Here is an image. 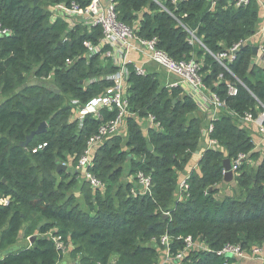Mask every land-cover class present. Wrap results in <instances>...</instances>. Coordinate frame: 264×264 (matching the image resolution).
I'll list each match as a JSON object with an SVG mask.
<instances>
[{
  "label": "trees",
  "instance_id": "trees-1",
  "mask_svg": "<svg viewBox=\"0 0 264 264\" xmlns=\"http://www.w3.org/2000/svg\"><path fill=\"white\" fill-rule=\"evenodd\" d=\"M73 2L85 8L91 0L37 5L0 0V22L11 31L0 38V201L8 200L0 206V253L6 252L0 264H58L64 253L56 237L66 249L72 247L78 258L73 264H158L160 251L151 240L165 234L172 238V255L188 236L208 249L195 248L178 264H224L216 252L226 244L247 252L264 249V157L250 166L260 154L243 124L246 114L256 118L258 102L264 103V68L254 64L249 42L264 18L260 4L251 0L237 7L222 0L212 8L209 0H116L122 23L142 38H157V47L172 59L197 61L204 84L227 107L209 134L218 147L203 151L188 176V191L177 199L180 173L201 148L198 104L180 86L162 87L157 73L138 74L132 63L127 64V132L98 146L89 170L104 187L93 188L76 172L88 140L117 117L118 109H102V119L88 115L82 125L73 116L114 87L108 78L120 68L103 58L109 47L89 55L84 46L100 42L101 27L51 21L49 6ZM237 44L236 58L224 60L225 68L215 56ZM32 82L37 84L28 85ZM230 87L238 93L231 95ZM150 116L158 126L144 132L142 121ZM42 123L47 130L28 141ZM42 144L46 147L32 152ZM240 154L247 159L225 183L223 161ZM59 164L72 168L58 171ZM139 173L151 177L147 194L140 190ZM80 178L87 209L68 193ZM233 186L234 193L227 192ZM20 236L31 246L7 252Z\"/></svg>",
  "mask_w": 264,
  "mask_h": 264
},
{
  "label": "built area",
  "instance_id": "built-area-1",
  "mask_svg": "<svg viewBox=\"0 0 264 264\" xmlns=\"http://www.w3.org/2000/svg\"><path fill=\"white\" fill-rule=\"evenodd\" d=\"M212 8L222 0H209ZM230 3H234L237 7L247 6L251 0H228ZM258 3L262 0H255ZM176 3L177 0H172ZM117 3L116 0H91V3L83 8L79 4L73 2L71 4H56L49 6L47 10L51 14V21L54 22L58 19L64 20L68 23L69 28L76 26L78 22H82L89 29L92 27L99 26L103 31V36L98 44H93L90 41L84 43L85 48L88 50L89 55H95L101 53L105 47H109L104 57L112 58L114 64L120 68L119 72L108 79L113 80L114 87L109 89L106 94L92 98L86 105L80 107L78 110V119L82 125L84 118L88 115H93L98 119H102L100 111L104 108L112 109L116 107L118 109L117 117L110 122L103 123L98 131L90 137L87 143V148L83 155L78 160L75 167L77 172H81L93 188H103L104 183L93 175L89 170L93 167V159L95 149L104 143L108 138L121 134L125 126V119L129 115L128 102L126 99V81L128 75L127 64L129 61V54L131 52H142L146 54L149 61L156 63L162 69L166 70L170 74L178 76L181 80L180 83L187 86L191 92L192 97L200 96V93L207 91L208 88L204 84L202 75L200 74V64L194 59L189 61H176L172 59L165 51L157 47V38L145 39L137 35L136 28L128 26L122 23L117 14ZM11 34L10 29L3 26L0 22V38L9 36ZM195 38V37H194ZM241 44L235 45L228 53H222L215 56L225 68L224 60L228 59L230 62L235 60L236 52H238ZM133 64V63H132ZM254 64L264 68V44L258 49L257 56L254 57ZM138 74L144 75L146 71L144 68L134 65ZM176 86L179 83L175 84ZM229 92L231 95H236L238 90L235 87H230ZM209 106L207 108L210 123L206 130V135L213 131L212 122L218 118L219 112L222 109H227L225 102L221 101L220 98L215 94L211 93ZM77 104L78 101H73ZM261 112L255 118L252 114H246L244 122L257 123L258 131L261 137L264 139V103L258 102ZM148 120L155 124V118L150 116ZM158 126V125H156ZM46 147V144L39 145L32 152L37 153ZM218 142L213 139H209L208 148H217ZM247 159L245 154L238 155L237 158L232 161V171L234 174L237 173L244 160ZM224 170V174H225ZM139 186L142 194H147L151 189V177L143 173H139ZM188 177L180 183L181 191H188L189 186L187 184ZM136 194V189L132 190ZM182 193V192H181ZM182 196V195H181ZM180 196V199L182 197ZM3 204L8 203L7 199L1 200ZM56 246L59 250L65 251V245L61 240V237L54 238ZM151 243L159 245L165 249V256L168 261L174 264H178L185 255L195 249L208 250L203 243H196L193 241L191 236L184 239V248L178 250L175 255L171 254L170 245L172 238L165 234L158 240L153 238ZM201 245H204L201 247ZM251 253L252 257L258 259L264 258V249L260 246L253 247L250 252L245 251L240 245L226 244L222 249L218 250L216 254L223 257L226 261L224 264H230V259H244L248 258V254Z\"/></svg>",
  "mask_w": 264,
  "mask_h": 264
},
{
  "label": "crops",
  "instance_id": "crops-1",
  "mask_svg": "<svg viewBox=\"0 0 264 264\" xmlns=\"http://www.w3.org/2000/svg\"><path fill=\"white\" fill-rule=\"evenodd\" d=\"M157 3H160V0H154ZM260 4V8L261 11L264 12V0H262V2H259ZM264 17V16H263ZM264 20V19H263ZM262 34L261 32L258 33L257 35H255L252 40H257L259 42H261V45L264 44V21L262 24ZM261 45H258L257 48L259 49V47ZM129 61L130 63H133L134 65H137L139 67L144 68V70L147 73H158V78H159V74L162 75V78H159L160 83L162 84V87H166V88H173V87H177L175 84L179 83L178 86H180L184 93L191 95V92L188 90L187 86H185L184 84L180 83L181 80L178 76L174 75V74H170L169 72H167L166 70L162 69L160 66H158L156 63L149 61L148 57L146 56V54L142 53V52H131L129 54ZM177 77L179 78V80L177 79ZM178 80V82H177ZM212 91H210L209 89L207 91H203L200 93V96L198 97H193L195 99V101L198 104V111L195 113V117H198L200 120H202V137H201V148L200 151L195 153V155L193 156L192 160L189 162V164L186 166L185 170L180 173L179 176V180L180 183L185 180L189 174L191 173V171L193 169H197L198 168V163L200 161V157L203 154V151L208 148L209 145V136L206 135V130L208 128V124L210 123V118H209V114L207 111V108L209 106V101H210V96H211ZM193 96V95H192ZM148 119L145 121L148 125H146L143 129L144 132H147V130L153 126V124L149 121L148 123ZM245 128L248 130L249 135L253 138V142H254V146H255V151L259 152L262 154V156L264 157V139L261 137L259 131H258V126L257 123H243ZM206 129H203L204 127ZM180 194H178L177 192V196L176 198L179 199ZM17 246L15 248H12L11 252H14L15 250H19L21 248L24 247H28L31 246V242L22 238V236H20L18 242L16 243ZM151 245L154 246V244L151 243ZM155 247V246H154ZM63 257L62 260L58 263V264H73L78 262V258L73 257L72 255V247L66 249L63 252ZM4 255H6V252L0 253V257H3ZM239 264H264V258L258 259L256 257H248V258H244L239 260Z\"/></svg>",
  "mask_w": 264,
  "mask_h": 264
},
{
  "label": "rangeland",
  "instance_id": "rangeland-1",
  "mask_svg": "<svg viewBox=\"0 0 264 264\" xmlns=\"http://www.w3.org/2000/svg\"><path fill=\"white\" fill-rule=\"evenodd\" d=\"M263 16H264V12L262 13V18H263ZM264 19V18H263ZM264 21V20H263ZM263 21L259 24V27H258V30H257V33H256V35L258 34V33H260L261 32V34H262V24H263ZM249 42L250 43H252L253 45H254V47H257L258 45H261V42H259V41H257V40H252V38L249 40ZM158 74V73H157ZM162 78V75L161 74H159V78ZM177 79L179 80V78L177 77ZM178 80H177V82H178ZM92 81H94V80H92ZM90 82L91 81H87L86 82V84L88 85V84H90ZM162 85V84H161ZM76 118H78V112H75V114H74V116H73V119H76ZM147 120V119H146ZM146 120H144V121H142V128L144 129V127L146 126V125H148L145 121ZM148 123H149V121H148ZM80 125H81V123H80ZM204 127V126H203ZM203 129H206L205 127L203 128ZM123 132V135H125L126 134V129H124V131H122ZM260 154V159H258V161L256 160H253V161H251V163H250V166H252V168H254V167H257V165L259 164V162L262 160V154L261 153H259ZM63 165H65V164H63ZM65 166H67V169H71L72 167L68 164V165H65ZM77 172V171H76ZM78 173H80V174H82L81 172H78ZM82 176H84L83 174H82ZM84 178V177H83ZM133 177H130V178H128V180L129 181H133ZM81 185H82V180H81V178H80V180H79V182L77 183V185H76V187L75 188H73L71 191H69L68 193L69 194H73V195H75V197H76V199H77V201L79 202V204H81L80 205V207L83 209V208H85V209H87V207H86V205H85V201H84V198H83V195H82V193H81ZM228 191H230L232 194L234 193V191H235V187L233 186V188L231 187V188H229V190H227V192ZM178 194H180V196H181V189H180V187H178ZM179 199H180V197H179ZM37 235V232L33 235V237L34 236H36ZM152 244H154V243H152ZM17 246V244H15V245H13V246H11V247H9L8 249H7V252H11L12 251V248H15ZM157 246V248H158V250L160 251V260H159V263L158 264H174V263H172L171 261H168L167 259H166V256H165V249L164 248H162L161 247V249H160V246L159 245H156ZM204 245H201V247H203ZM15 251H17V250H15ZM251 256V253H249L248 254V257H250Z\"/></svg>",
  "mask_w": 264,
  "mask_h": 264
},
{
  "label": "water",
  "instance_id": "water-1",
  "mask_svg": "<svg viewBox=\"0 0 264 264\" xmlns=\"http://www.w3.org/2000/svg\"><path fill=\"white\" fill-rule=\"evenodd\" d=\"M38 2H39V0H34V4L35 5H37ZM257 54H258V48L254 47L253 48V56L255 57V56H257ZM33 84H37V83L36 82H32V83H29L28 85H33ZM174 103H175V101H174ZM46 130H47V123H42L40 125V127L29 136L28 141H30L35 135L41 134V133L45 132ZM223 168L226 171L225 174H224V182L225 183L232 182L234 180L235 174L232 171V161H231L230 158H226L223 161ZM57 170L58 171H61V170L66 171L67 170V166H65L63 164H59ZM210 191H212V188L210 189ZM1 205H3V202L0 201V206ZM165 217H167V215Z\"/></svg>",
  "mask_w": 264,
  "mask_h": 264
},
{
  "label": "bare ground",
  "instance_id": "bare-ground-1",
  "mask_svg": "<svg viewBox=\"0 0 264 264\" xmlns=\"http://www.w3.org/2000/svg\"><path fill=\"white\" fill-rule=\"evenodd\" d=\"M147 73V72H146Z\"/></svg>",
  "mask_w": 264,
  "mask_h": 264
}]
</instances>
